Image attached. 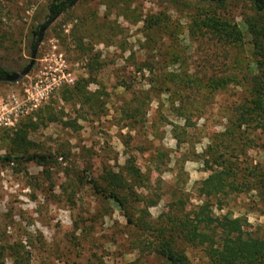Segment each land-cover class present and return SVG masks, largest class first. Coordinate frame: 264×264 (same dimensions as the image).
<instances>
[{
	"label": "rangeland",
	"instance_id": "1",
	"mask_svg": "<svg viewBox=\"0 0 264 264\" xmlns=\"http://www.w3.org/2000/svg\"><path fill=\"white\" fill-rule=\"evenodd\" d=\"M50 2L0 0L2 71L28 64L29 32L48 21ZM175 2L77 0L44 32L29 73L0 82L9 120L0 158L10 159L0 161V264H167L155 253L158 231L200 206L264 241L263 137L227 124L253 72L243 23L252 5ZM210 18L232 25L239 42H217ZM220 79L210 95L186 89ZM225 169L234 186L206 195L201 183ZM89 181L128 194L125 210L97 199ZM162 237L189 264L206 263L199 248Z\"/></svg>",
	"mask_w": 264,
	"mask_h": 264
},
{
	"label": "trees",
	"instance_id": "2",
	"mask_svg": "<svg viewBox=\"0 0 264 264\" xmlns=\"http://www.w3.org/2000/svg\"><path fill=\"white\" fill-rule=\"evenodd\" d=\"M208 7L221 8L230 0H202ZM74 0H51L47 10L46 19L54 17L61 9L72 4ZM169 4L174 7L177 3L175 0H168ZM253 15L245 18L246 34L249 38L250 47L254 56L253 72L250 77L243 81L245 86V95L242 96L241 102L234 106L231 110V118L227 121L229 128L242 135L245 131H258L263 137L264 148V0H250ZM72 6V5H71ZM69 6V7H71ZM68 7V8H69ZM67 9V8H66ZM65 9V10H66ZM63 10V11H65ZM62 11V12H63ZM211 21L210 29L215 34L217 42L228 43L229 40L239 42L240 36L237 31L227 21L218 19H208ZM41 25L33 27L30 32L29 51L32 50L38 30ZM7 74L0 69V78ZM226 85L225 80H209L204 83L188 81L187 87L190 94H200L204 92L210 95L217 90H222ZM242 129V130H241ZM45 157L38 155H30L25 157V161H33L40 163ZM8 161L9 158H0V161ZM127 174L131 181L139 179V172L132 167H127ZM229 169L222 171L221 175L213 180H205L201 183L200 189H206V195H213L223 190L225 187H232V184L224 183L223 177H229ZM112 180H121L119 174H110ZM93 195L100 201L114 203L118 208L124 209L128 204V194L120 197L115 192H108L106 189L99 188L93 181L88 182ZM226 184V185H225ZM122 190H131L130 186L119 185ZM128 224H134L123 212ZM175 218L168 220L165 229L159 230L158 243L155 247V253L162 258L167 264H189L186 259L177 254L171 248V242L163 239L162 235L167 233L173 234L175 238H179L184 243L193 248H199L204 258L205 264H264V241L262 239L252 238L241 232L238 220H230L226 217L214 218L209 215L208 210L203 206L198 207L190 214L182 217L181 221H175ZM141 228L146 223L143 219Z\"/></svg>",
	"mask_w": 264,
	"mask_h": 264
},
{
	"label": "water",
	"instance_id": "3",
	"mask_svg": "<svg viewBox=\"0 0 264 264\" xmlns=\"http://www.w3.org/2000/svg\"><path fill=\"white\" fill-rule=\"evenodd\" d=\"M77 0H74V2L72 4H70L69 6L73 5ZM69 6L65 7L64 9H61L54 17H52L51 19H49L48 21H46L45 23L42 24V26L40 27V29L38 30L33 48L30 52V56H29V61L28 64L21 70L17 71V72H12V73H7L4 74L3 77L0 78V82L2 83H7V84H13L16 83L17 81H19L20 79H22L23 77H25L29 71L31 70L33 64H34V60H35V55H36V51L42 41L44 32L46 31V29L49 27V25L52 23V21L66 8H68ZM49 17H51V13L48 14Z\"/></svg>",
	"mask_w": 264,
	"mask_h": 264
},
{
	"label": "built area",
	"instance_id": "4",
	"mask_svg": "<svg viewBox=\"0 0 264 264\" xmlns=\"http://www.w3.org/2000/svg\"><path fill=\"white\" fill-rule=\"evenodd\" d=\"M9 122V120L6 118V116H2V117H0V122Z\"/></svg>",
	"mask_w": 264,
	"mask_h": 264
}]
</instances>
